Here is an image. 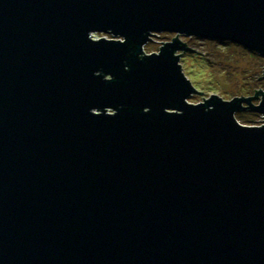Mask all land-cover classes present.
<instances>
[{
  "label": "water",
  "instance_id": "obj_1",
  "mask_svg": "<svg viewBox=\"0 0 264 264\" xmlns=\"http://www.w3.org/2000/svg\"><path fill=\"white\" fill-rule=\"evenodd\" d=\"M163 31L264 58V0H0V264H264V89L188 102Z\"/></svg>",
  "mask_w": 264,
  "mask_h": 264
},
{
  "label": "rangeland",
  "instance_id": "obj_2",
  "mask_svg": "<svg viewBox=\"0 0 264 264\" xmlns=\"http://www.w3.org/2000/svg\"><path fill=\"white\" fill-rule=\"evenodd\" d=\"M100 36L107 39L113 37L109 33L92 34V38ZM174 36L186 42V45L193 50V52L177 51L181 72L191 82L196 92H201L189 95L186 99L188 102L198 103L208 98L210 94L229 100L233 96H252L256 90L264 89V77H262L264 58L232 42L163 31L152 34L150 40L142 46V52H157L161 42L169 41ZM257 100L253 99L252 102L257 103ZM234 113L239 124L252 126L263 124L261 115L257 112L243 110ZM243 119L248 121L242 122Z\"/></svg>",
  "mask_w": 264,
  "mask_h": 264
},
{
  "label": "trees",
  "instance_id": "obj_3",
  "mask_svg": "<svg viewBox=\"0 0 264 264\" xmlns=\"http://www.w3.org/2000/svg\"><path fill=\"white\" fill-rule=\"evenodd\" d=\"M220 42H227V41H220ZM229 42H230V41H229ZM229 42H228V43H229ZM254 53H255V52H254ZM237 118H238V117H237ZM241 121H242V122H246V121H248V120H244V119H243V120H241ZM242 122H241V123H242Z\"/></svg>",
  "mask_w": 264,
  "mask_h": 264
}]
</instances>
